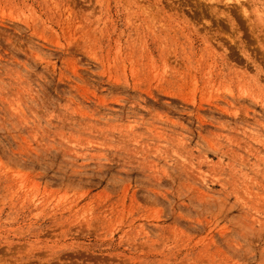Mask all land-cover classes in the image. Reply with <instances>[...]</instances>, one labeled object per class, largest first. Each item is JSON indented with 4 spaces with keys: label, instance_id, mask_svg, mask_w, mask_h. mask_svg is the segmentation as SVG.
Masks as SVG:
<instances>
[{
    "label": "rangeland",
    "instance_id": "374dc122",
    "mask_svg": "<svg viewBox=\"0 0 264 264\" xmlns=\"http://www.w3.org/2000/svg\"><path fill=\"white\" fill-rule=\"evenodd\" d=\"M0 264H264V0H0Z\"/></svg>",
    "mask_w": 264,
    "mask_h": 264
},
{
    "label": "bare ground",
    "instance_id": "6f19581e",
    "mask_svg": "<svg viewBox=\"0 0 264 264\" xmlns=\"http://www.w3.org/2000/svg\"><path fill=\"white\" fill-rule=\"evenodd\" d=\"M208 1V0H207Z\"/></svg>",
    "mask_w": 264,
    "mask_h": 264
}]
</instances>
